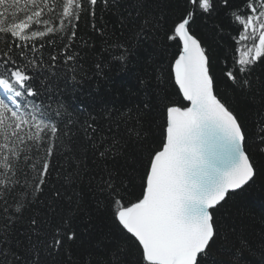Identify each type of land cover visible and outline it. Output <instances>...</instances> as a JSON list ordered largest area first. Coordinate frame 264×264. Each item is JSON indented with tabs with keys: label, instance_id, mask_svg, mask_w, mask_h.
Here are the masks:
<instances>
[{
	"label": "snow or ice",
	"instance_id": "6c2138e0",
	"mask_svg": "<svg viewBox=\"0 0 264 264\" xmlns=\"http://www.w3.org/2000/svg\"><path fill=\"white\" fill-rule=\"evenodd\" d=\"M163 2L0 0V264H264V241L254 249L222 211L264 177V111L249 131L217 92L252 91L264 0ZM208 17L235 45L219 74L193 27ZM144 43L146 99L69 109L89 59L104 78ZM97 216L107 232L93 243Z\"/></svg>",
	"mask_w": 264,
	"mask_h": 264
},
{
	"label": "trees",
	"instance_id": "16d2710c",
	"mask_svg": "<svg viewBox=\"0 0 264 264\" xmlns=\"http://www.w3.org/2000/svg\"><path fill=\"white\" fill-rule=\"evenodd\" d=\"M126 2L130 3V0ZM101 7H97V23L100 22ZM161 7H170L167 0H164ZM104 19L109 21L110 28L117 22V17L112 16L111 13H104ZM220 19V17L198 18L193 25L196 35L213 54V70L217 74L224 67L225 56H228L229 66L231 65L229 49L235 47L230 39L218 35L214 30L213 24ZM80 29L83 33L87 30V26L82 22ZM152 50L151 44L144 43L137 54L130 58L126 70H122L118 64H113L110 70L105 71L104 78L94 75L92 62L89 59L86 62L87 77L79 83H68L66 86L63 99L69 109L75 112L83 106L86 112H94L104 105L124 108L140 104L147 97L138 84V78L144 74L145 59ZM174 50L175 44H172L170 52ZM61 86L64 87L63 81ZM169 92L173 93V89L169 88ZM217 92L227 98L234 110L245 119L251 131L257 112L264 111V63H260L254 70L251 92L235 91L231 83L224 80L218 81ZM171 98L176 99L174 94ZM147 120L151 122L149 125L151 130L158 134V127L163 122L160 114L153 112L148 115ZM222 211L227 212V225L234 228L238 235L247 239L253 248L259 251L264 241V177H259L254 184L233 195ZM93 224L92 242L94 243L107 232V228L100 216L94 218Z\"/></svg>",
	"mask_w": 264,
	"mask_h": 264
}]
</instances>
